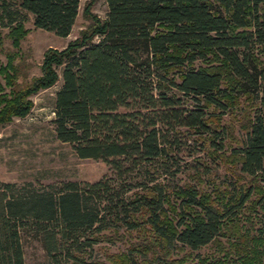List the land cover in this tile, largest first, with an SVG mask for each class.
Wrapping results in <instances>:
<instances>
[{"label":"trees","instance_id":"1","mask_svg":"<svg viewBox=\"0 0 264 264\" xmlns=\"http://www.w3.org/2000/svg\"><path fill=\"white\" fill-rule=\"evenodd\" d=\"M95 1L29 75L24 15L65 37L81 0H0V126L25 116L60 66L54 135L112 173L47 191L0 181V264H24L25 231L54 264H264V0H105L102 18ZM191 142L202 155L170 185ZM212 165L222 183L203 176ZM101 239L129 251L86 258Z\"/></svg>","mask_w":264,"mask_h":264},{"label":"rangeland","instance_id":"2","mask_svg":"<svg viewBox=\"0 0 264 264\" xmlns=\"http://www.w3.org/2000/svg\"><path fill=\"white\" fill-rule=\"evenodd\" d=\"M84 1L81 0L79 13L75 16L72 28H70L65 37L53 34L50 30L35 27L32 24L31 13L24 15L23 24L29 30L20 42V49L22 52L24 51V54H27L25 55L26 57H30H27L29 63L32 64L29 69V75L38 73L39 62L44 48L47 46H52L53 48L62 47L68 40L78 34L80 28L87 24V19L83 17L81 11ZM91 10L96 12L101 18L104 17L107 12L105 0L93 2ZM5 30H7L6 27L0 26V35L4 40L3 49L10 48L9 40L3 37ZM3 61L4 53L0 50V62ZM56 70L59 78H57L54 85L52 84L32 94L30 99L33 104L27 114L20 118L17 116L13 117L8 123L0 126V181L14 182L21 188L45 189L47 191L48 189L55 190L59 188L58 186L63 180L91 182L98 180L105 173L109 176L112 175L105 161L93 160V158L89 157L81 159L74 153V150L70 148L67 142L55 137L54 127L51 122L54 116L52 109L55 102L54 93L57 91L62 78L60 74L61 67L58 66ZM188 151H191V154L187 155L186 152ZM201 155L202 152L199 151L198 142H191L184 152L178 154L180 157L178 163L182 165L180 168L182 171L180 170L173 177L167 175L166 182L173 185L188 178L187 174L192 171L190 165L195 163L194 160L197 156ZM185 164H187L186 167ZM211 168L212 171L208 176L203 175L207 177L206 181L213 180L216 184L222 183L223 179L227 177L226 170L213 165ZM206 189H210L207 184ZM121 233L123 232L121 231ZM22 239V259L24 264H54L41 247L39 240L33 238L27 231L22 234ZM130 239L133 240L132 237ZM127 246V240L109 242L101 239L99 242L92 243L87 248H84V255L88 259L101 260L104 259V252L109 254L121 251L127 252L129 251ZM203 250H209V246H204L199 252L201 253ZM129 254L138 262L143 256L147 260L150 258V254L147 253L141 255L131 251ZM156 254L161 257L163 256L162 254L164 256L167 255L159 250L156 251ZM181 254L182 252L173 250L170 253V257L175 259L182 258Z\"/></svg>","mask_w":264,"mask_h":264}]
</instances>
